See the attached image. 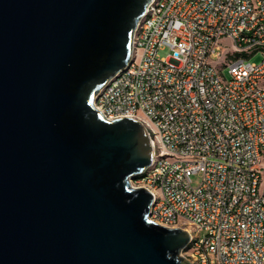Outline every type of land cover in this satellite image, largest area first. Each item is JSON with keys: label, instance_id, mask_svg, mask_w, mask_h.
Returning <instances> with one entry per match:
<instances>
[{"label": "water", "instance_id": "1", "mask_svg": "<svg viewBox=\"0 0 264 264\" xmlns=\"http://www.w3.org/2000/svg\"><path fill=\"white\" fill-rule=\"evenodd\" d=\"M150 0H0V264H191L130 181L145 128L92 101L132 61Z\"/></svg>", "mask_w": 264, "mask_h": 264}, {"label": "built area", "instance_id": "2", "mask_svg": "<svg viewBox=\"0 0 264 264\" xmlns=\"http://www.w3.org/2000/svg\"><path fill=\"white\" fill-rule=\"evenodd\" d=\"M131 55L92 105L148 133V220L187 231L191 264H264V0H150Z\"/></svg>", "mask_w": 264, "mask_h": 264}, {"label": "rangeland", "instance_id": "3", "mask_svg": "<svg viewBox=\"0 0 264 264\" xmlns=\"http://www.w3.org/2000/svg\"><path fill=\"white\" fill-rule=\"evenodd\" d=\"M232 47H233V43L231 42V40L226 41L225 45L222 46L221 57L218 60L213 61L212 62L213 65L218 67L220 64L225 63L226 62V55L228 54V52L231 51ZM167 54H168V50H162L159 52L160 57H165ZM250 60L252 62H260L262 60V55L260 53H258L254 57H252ZM224 75H226L228 77L227 69L224 70ZM191 180H192V186L193 187L198 186L202 181V174L201 173L193 174L191 177ZM130 183H131V185H135L136 184L135 179H132L130 181Z\"/></svg>", "mask_w": 264, "mask_h": 264}, {"label": "trees", "instance_id": "4", "mask_svg": "<svg viewBox=\"0 0 264 264\" xmlns=\"http://www.w3.org/2000/svg\"><path fill=\"white\" fill-rule=\"evenodd\" d=\"M140 178V176L138 175V176H136L134 179H139Z\"/></svg>", "mask_w": 264, "mask_h": 264}]
</instances>
